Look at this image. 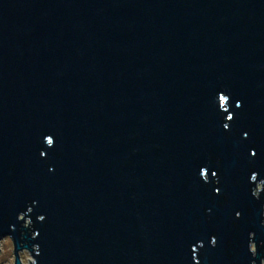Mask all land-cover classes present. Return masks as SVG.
Instances as JSON below:
<instances>
[{"label":"water","instance_id":"95a60500","mask_svg":"<svg viewBox=\"0 0 264 264\" xmlns=\"http://www.w3.org/2000/svg\"><path fill=\"white\" fill-rule=\"evenodd\" d=\"M4 238L14 264H263L264 0H0Z\"/></svg>","mask_w":264,"mask_h":264},{"label":"rangeland","instance_id":"374dc122","mask_svg":"<svg viewBox=\"0 0 264 264\" xmlns=\"http://www.w3.org/2000/svg\"><path fill=\"white\" fill-rule=\"evenodd\" d=\"M262 188L261 184H258L255 193L260 191ZM0 264H14V247L12 245V240L10 238H4L0 242ZM20 258L22 259L23 264H32L34 262L33 257H31L30 253L26 250L20 253Z\"/></svg>","mask_w":264,"mask_h":264},{"label":"flooded vegetation","instance_id":"af4514ba","mask_svg":"<svg viewBox=\"0 0 264 264\" xmlns=\"http://www.w3.org/2000/svg\"><path fill=\"white\" fill-rule=\"evenodd\" d=\"M255 190H256V189H255ZM255 190H254V193H255ZM258 192H259V191H258ZM258 192L255 193V194H258ZM251 249H252L253 251H255V249H254V244H252ZM263 264H264V262H263Z\"/></svg>","mask_w":264,"mask_h":264}]
</instances>
